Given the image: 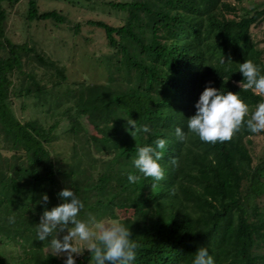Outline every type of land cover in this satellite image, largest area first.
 Instances as JSON below:
<instances>
[{
  "label": "trees",
  "instance_id": "obj_1",
  "mask_svg": "<svg viewBox=\"0 0 264 264\" xmlns=\"http://www.w3.org/2000/svg\"><path fill=\"white\" fill-rule=\"evenodd\" d=\"M19 1L0 0V249L16 257L0 255V264H62L44 250L35 226L41 194L50 208L63 187L83 203L81 219H98L102 207L131 211L119 221L139 245L135 264H191L201 246L214 264H264V155L252 163L249 138L264 129L251 133L242 123L228 140L203 142L186 127L208 82L235 92L249 113L263 98L236 82L244 83V60L264 73V46L251 36L264 23V3L239 11L241 0L107 2L125 15L116 26L89 22L105 34L108 51L92 63L104 67L106 80L69 83L65 66L29 36L7 38L4 4ZM27 2L26 21L63 23L56 10L39 12L37 0ZM30 105L33 116L21 118ZM140 125L150 132L142 135ZM156 137L166 140L159 181L131 165L136 148ZM129 173L138 179L129 183ZM89 255L77 264H88Z\"/></svg>",
  "mask_w": 264,
  "mask_h": 264
},
{
  "label": "clouds",
  "instance_id": "obj_2",
  "mask_svg": "<svg viewBox=\"0 0 264 264\" xmlns=\"http://www.w3.org/2000/svg\"><path fill=\"white\" fill-rule=\"evenodd\" d=\"M238 71L244 83L237 81V85L264 97L261 68L251 60H244L238 64ZM224 79L228 81L229 78ZM194 109V114L186 118V127L203 142L228 140L242 123L251 133L264 129V98L249 113V106L235 92L222 93L210 86V82L199 93ZM127 123L132 129L137 128L134 120ZM138 131L143 135L150 129L147 125H140ZM174 132L180 141L185 139L181 127H175ZM165 144L164 138L156 137L151 143L138 146L131 160L136 172L159 181L164 175L159 160ZM172 162L175 163V158ZM137 179L136 174H127L129 183ZM55 195L60 203L50 208L44 207L49 200L47 193H42L37 201L43 210L35 226V235L37 240L47 241L48 248L54 256L62 259V264H77V256L85 250L90 254L88 264H135L139 245L130 238L129 226L118 219L105 222L93 216L79 218L78 213L84 205L71 187L61 188ZM191 264H214V259L208 249L201 246L194 251Z\"/></svg>",
  "mask_w": 264,
  "mask_h": 264
},
{
  "label": "rangeland",
  "instance_id": "obj_3",
  "mask_svg": "<svg viewBox=\"0 0 264 264\" xmlns=\"http://www.w3.org/2000/svg\"><path fill=\"white\" fill-rule=\"evenodd\" d=\"M110 1L121 2L122 0H37L39 12L56 10L63 19L61 24H55L51 20L26 21L27 0H20L13 7L4 4L7 9L4 31L13 43H21L29 36L39 49L53 58L57 57L59 63L66 68V78L69 83L104 82L106 80L104 67H94L92 61L93 58L99 60V57L103 60L104 53L108 51L105 34L102 29L89 22L101 21L108 25H120L125 13L108 7L106 3ZM124 1L127 2V0ZM229 1L232 4L235 2V0ZM263 3L264 0H241L237 4V9L251 11L255 6L262 7ZM251 36L259 48H262L264 46V23L253 27ZM2 46L3 43L0 41V56H5L6 49ZM97 66L100 65L97 63ZM33 113L34 108L31 106L25 113H21L20 117L31 118ZM249 138L251 146L255 149V153L252 154V163L256 164L258 157L262 158L264 155V134ZM58 148L62 146H55V150ZM130 215L131 211L102 207L99 209L98 219L108 222L111 219L120 220ZM44 250L51 252L48 246ZM0 255L9 262L12 258V262L16 261L15 253L10 248L0 249Z\"/></svg>",
  "mask_w": 264,
  "mask_h": 264
}]
</instances>
